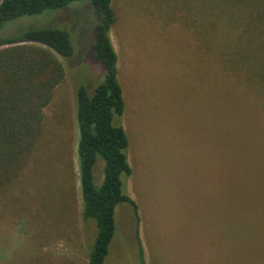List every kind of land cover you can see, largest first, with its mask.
Masks as SVG:
<instances>
[{"label": "rangeland", "instance_id": "obj_1", "mask_svg": "<svg viewBox=\"0 0 264 264\" xmlns=\"http://www.w3.org/2000/svg\"><path fill=\"white\" fill-rule=\"evenodd\" d=\"M112 6L110 38L126 105L120 123L132 171L124 186L139 218L127 203L117 205L104 264H140L139 245L146 264H264L257 240L263 233H248L243 244L241 230L227 224L228 207L240 196L225 179L226 93L212 89L193 33L178 12L172 21L153 0ZM61 9L19 17L0 32L3 38L55 24L70 31L74 45L68 62L59 59L65 75L43 111L39 148L0 194V264H87L96 237L95 222L82 218L75 91L84 84L92 92L104 78L92 51L97 18L88 0ZM216 75L219 85L230 82ZM215 92L219 100L212 102ZM251 126L261 136L257 165L264 170V118L260 126L252 118ZM93 167L100 185L103 161Z\"/></svg>", "mask_w": 264, "mask_h": 264}, {"label": "trees", "instance_id": "obj_2", "mask_svg": "<svg viewBox=\"0 0 264 264\" xmlns=\"http://www.w3.org/2000/svg\"><path fill=\"white\" fill-rule=\"evenodd\" d=\"M74 1L78 0H0V32L9 21L62 10ZM88 1L97 18L92 51L104 78L92 92L84 84L76 88V155L82 218L92 219L96 226L87 264H104L115 234L117 205H130L137 222L139 216L137 204L124 186L132 171L128 137L120 123L126 105L118 55L110 38L117 15L113 0ZM153 1L172 21L177 20L174 13H179L182 24L194 35L199 52L195 56L207 61L212 89L225 90V179L237 185L240 196L239 204L228 207L227 224L234 233L241 230L243 244L253 231L263 233L257 240L264 244V183H260L264 170L257 165L260 151L256 146L261 136L251 126L252 118L259 126L264 118V0ZM51 25L28 27L0 38V194L14 183L20 167L39 148L43 111L65 75L59 59L68 62L74 53L70 31ZM216 73L231 78L230 82L219 85L222 81ZM216 92L212 102L219 100ZM97 158L103 161L100 185L95 183L93 167ZM138 253L140 264H146L141 245Z\"/></svg>", "mask_w": 264, "mask_h": 264}, {"label": "crops", "instance_id": "obj_3", "mask_svg": "<svg viewBox=\"0 0 264 264\" xmlns=\"http://www.w3.org/2000/svg\"><path fill=\"white\" fill-rule=\"evenodd\" d=\"M108 255V254H107ZM107 257V256H106ZM105 261V260H104Z\"/></svg>", "mask_w": 264, "mask_h": 264}]
</instances>
